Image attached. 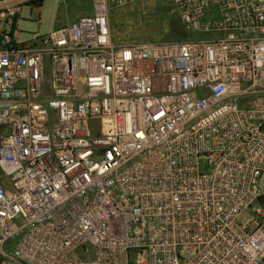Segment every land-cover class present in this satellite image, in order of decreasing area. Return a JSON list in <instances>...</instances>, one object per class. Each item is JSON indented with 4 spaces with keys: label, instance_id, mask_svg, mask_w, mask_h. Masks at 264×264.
<instances>
[{
    "label": "built area",
    "instance_id": "built-area-1",
    "mask_svg": "<svg viewBox=\"0 0 264 264\" xmlns=\"http://www.w3.org/2000/svg\"><path fill=\"white\" fill-rule=\"evenodd\" d=\"M0 0V264H264V0H173L185 39L118 9L21 41Z\"/></svg>",
    "mask_w": 264,
    "mask_h": 264
},
{
    "label": "rangeland",
    "instance_id": "rangeland-1",
    "mask_svg": "<svg viewBox=\"0 0 264 264\" xmlns=\"http://www.w3.org/2000/svg\"><path fill=\"white\" fill-rule=\"evenodd\" d=\"M91 7L92 0H40L27 5L21 14L23 20L17 25L20 40L30 41L49 34L70 19V12H90ZM111 31L113 38L121 43L165 44L185 39L173 0H143L122 7L112 13Z\"/></svg>",
    "mask_w": 264,
    "mask_h": 264
},
{
    "label": "crops",
    "instance_id": "crops-1",
    "mask_svg": "<svg viewBox=\"0 0 264 264\" xmlns=\"http://www.w3.org/2000/svg\"><path fill=\"white\" fill-rule=\"evenodd\" d=\"M42 1V0H41ZM69 12H70V10H69ZM73 14H71V12H70V14H68V16L70 17V19L69 20H75V19H77L78 17H80V16H83V15H86V14H88L89 12H83V10H80V11H73L72 12ZM74 16H76V17H74ZM64 17V16H63ZM62 16H61V18H63ZM72 17H74V19H72Z\"/></svg>",
    "mask_w": 264,
    "mask_h": 264
},
{
    "label": "trees",
    "instance_id": "trees-1",
    "mask_svg": "<svg viewBox=\"0 0 264 264\" xmlns=\"http://www.w3.org/2000/svg\"><path fill=\"white\" fill-rule=\"evenodd\" d=\"M42 4V3H41Z\"/></svg>",
    "mask_w": 264,
    "mask_h": 264
}]
</instances>
